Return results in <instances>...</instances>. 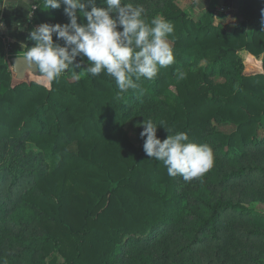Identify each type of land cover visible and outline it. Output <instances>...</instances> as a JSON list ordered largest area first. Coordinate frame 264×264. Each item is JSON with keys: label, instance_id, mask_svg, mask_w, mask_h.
<instances>
[{"label": "trees", "instance_id": "16d2710c", "mask_svg": "<svg viewBox=\"0 0 264 264\" xmlns=\"http://www.w3.org/2000/svg\"><path fill=\"white\" fill-rule=\"evenodd\" d=\"M237 6L216 24L212 7L193 17L165 3L174 63L123 93L104 72L20 80L0 39V264H264V212L247 205L264 203V0ZM64 8L35 1L24 53L40 24L70 23ZM138 119L163 122L162 142L186 132L211 146L213 167L168 175L130 140Z\"/></svg>", "mask_w": 264, "mask_h": 264}, {"label": "clouds", "instance_id": "9594fccd", "mask_svg": "<svg viewBox=\"0 0 264 264\" xmlns=\"http://www.w3.org/2000/svg\"><path fill=\"white\" fill-rule=\"evenodd\" d=\"M47 10L59 9L65 5L64 13L68 24L42 23L31 30L29 40L35 45L27 48L23 59L39 75L51 82L62 74L73 71V79H80L85 73L93 77L102 72L111 76L123 93L137 89L141 78L152 80L162 68L174 63V51L169 37L174 25L157 16L150 23L146 21L143 5L124 3L123 0H104L106 7H96L95 0H38ZM91 5V10L86 8ZM82 16L86 23H78ZM122 28V31L119 30ZM4 24L0 22V30ZM62 40L63 46L54 42ZM22 47H26L22 45ZM86 58L77 63V58ZM76 69H80L77 71ZM186 73L180 72L183 79ZM141 138L147 156L162 161L170 176H182L191 181L202 176L214 164L211 146L190 142L186 132L170 134L163 142L157 138L160 126L152 119L142 125ZM169 133L170 130L165 128Z\"/></svg>", "mask_w": 264, "mask_h": 264}, {"label": "rangeland", "instance_id": "374dc122", "mask_svg": "<svg viewBox=\"0 0 264 264\" xmlns=\"http://www.w3.org/2000/svg\"><path fill=\"white\" fill-rule=\"evenodd\" d=\"M168 1H173L178 7H180L182 10L188 12L193 17H196L199 14V13L197 14V12H196V11H199V0H141L138 2L137 5H143V7L146 10V16L151 15V14H156V16H160V14L158 13V10ZM212 2L216 5V3L213 0H212ZM216 6L211 5V7L213 9H215ZM34 7H35V4H34ZM219 10H220L219 12H223V9H219ZM215 14H216L215 15L216 24H220V19L222 17H220L219 15H221V14L220 13L218 14V12L217 13L215 12ZM22 29H24L23 32L29 31V25L25 24ZM226 29L228 31H232L233 26H228ZM3 31L4 30H0V39L2 41V46H3V49L6 53L7 59L10 60L13 57L24 56V51H25L26 47H22V45L26 46L27 40L22 35V33H20V31L16 32L14 34V37L18 38L19 35L22 36L24 44L18 45L17 43H14L12 45V43L8 39L9 36L6 35ZM248 73H250V72H248ZM71 77L73 78V73H72ZM216 80H219V79H216ZM220 81H222V80H220ZM144 122L145 121L143 119H138V120H130L126 124V132L129 136L130 140L136 146L142 145L143 139L141 138L140 134L143 131L142 125L144 124ZM217 129L223 133H226V134L232 133L235 130V128L230 126V125H219V126L217 125ZM26 150H27V152H31V151L38 152L37 150H35V147L31 144L26 145ZM247 205H249L250 208L264 212V203H259V202L253 203V204L247 203Z\"/></svg>", "mask_w": 264, "mask_h": 264}, {"label": "crops", "instance_id": "0c3cea01", "mask_svg": "<svg viewBox=\"0 0 264 264\" xmlns=\"http://www.w3.org/2000/svg\"><path fill=\"white\" fill-rule=\"evenodd\" d=\"M36 0H5L3 13H2V22L4 24V33L8 35L9 41L12 43H17L18 45L24 44L23 37L18 36V38L14 37V34L16 32L23 33L25 24H28L31 10L35 4ZM216 5L212 2V0H199V11H196L197 14L201 11L207 9L208 7L216 6L215 12L222 17L220 21H222L224 18L230 17V15H235L236 11L238 10V0H213ZM219 9H223V12H219ZM218 16V15H217ZM233 22H229L227 24L228 26L235 27L236 24H238V19L233 16ZM12 38V39H11ZM9 60V59H8Z\"/></svg>", "mask_w": 264, "mask_h": 264}, {"label": "water", "instance_id": "95a60500", "mask_svg": "<svg viewBox=\"0 0 264 264\" xmlns=\"http://www.w3.org/2000/svg\"><path fill=\"white\" fill-rule=\"evenodd\" d=\"M24 56L13 57L11 61V67L16 77L20 80L25 79L27 72L38 75V71L35 68H31L28 63L23 59Z\"/></svg>", "mask_w": 264, "mask_h": 264}]
</instances>
